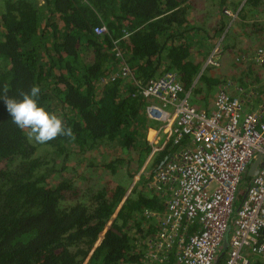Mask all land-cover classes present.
Instances as JSON below:
<instances>
[{
	"label": "trees",
	"instance_id": "trees-1",
	"mask_svg": "<svg viewBox=\"0 0 264 264\" xmlns=\"http://www.w3.org/2000/svg\"><path fill=\"white\" fill-rule=\"evenodd\" d=\"M98 25L107 31L95 34ZM220 34L218 72H199ZM260 47L264 0H0V93L38 85L40 103L72 130L36 143L0 103V264H144L168 188L141 174L126 193L154 124L138 84L174 72L198 107L221 82L258 107L264 68L250 52ZM230 58L236 70L223 76ZM167 154L154 153L149 177Z\"/></svg>",
	"mask_w": 264,
	"mask_h": 264
},
{
	"label": "built area",
	"instance_id": "built-area-1",
	"mask_svg": "<svg viewBox=\"0 0 264 264\" xmlns=\"http://www.w3.org/2000/svg\"><path fill=\"white\" fill-rule=\"evenodd\" d=\"M93 31L101 34L107 28L98 25ZM222 38L220 34L201 59L199 72L221 65ZM250 57L263 65L264 48H255ZM127 72L128 67H123L121 74ZM137 88L148 100L144 114L154 124L145 136L149 153L126 193L141 174L149 186L159 191L168 188L164 227L147 241L144 264H264V112L246 110L238 97L223 88L210 107H198L189 101L174 72ZM166 145L168 154L149 177V160ZM258 153L262 162L245 182ZM240 184L244 193L234 208ZM192 226L195 230L187 233Z\"/></svg>",
	"mask_w": 264,
	"mask_h": 264
},
{
	"label": "clouds",
	"instance_id": "clouds-1",
	"mask_svg": "<svg viewBox=\"0 0 264 264\" xmlns=\"http://www.w3.org/2000/svg\"><path fill=\"white\" fill-rule=\"evenodd\" d=\"M40 94V87L34 84L19 96L0 93V103L11 122L18 129L27 130L36 143L43 144L57 136H71L72 130L62 117L40 103Z\"/></svg>",
	"mask_w": 264,
	"mask_h": 264
},
{
	"label": "rangeland",
	"instance_id": "rangeland-1",
	"mask_svg": "<svg viewBox=\"0 0 264 264\" xmlns=\"http://www.w3.org/2000/svg\"><path fill=\"white\" fill-rule=\"evenodd\" d=\"M255 45H258V44H255ZM251 48V47H250ZM253 50V49H252ZM194 52H196V51H194ZM193 56L194 57H196V54H193ZM222 69H224V71H225V73H224V75L223 76H225V74L227 75V74H229V73H231V72H234L235 70H236V67H235V65L233 64V62H232V59L230 58L229 59V61H228V63H227V65L225 66V67H223ZM210 76H214V75H216V73L218 72V69L216 68V69H213V68H210ZM234 75V74H233ZM226 82H228V80H226ZM237 85V84H236ZM235 85V86H236ZM221 86H222V82L219 84V86H218V90L221 88ZM228 89H229V91H231V89L232 90H234V86L233 85H231L230 87L229 86H227L226 85V88H225V91L227 92V93H229V94H231L229 91H228ZM217 90V91H218ZM216 91V92H217ZM216 92H214V93H212V97L215 95V93ZM232 92V91H231ZM211 97V98H212ZM206 107V106H205Z\"/></svg>",
	"mask_w": 264,
	"mask_h": 264
},
{
	"label": "crops",
	"instance_id": "crops-1",
	"mask_svg": "<svg viewBox=\"0 0 264 264\" xmlns=\"http://www.w3.org/2000/svg\"><path fill=\"white\" fill-rule=\"evenodd\" d=\"M262 66V65H261ZM263 68H264V66H262ZM214 97V96H213ZM213 97H212V99H213ZM250 98H254V96H250ZM241 100V99H240ZM241 102H242V100H241ZM212 103V102H211ZM252 104V103H251ZM211 105V104H210ZM244 105V104H243ZM244 108L246 109V110H260V111H263L264 112V102L263 103H261L260 105H258V107H255V105H253V106H251V107H249L248 106V104H246V106L244 105ZM255 108V109H254ZM250 166V165H249ZM250 179H246V181L245 182H248ZM243 186H244V184H240L239 185V189H238V192H237V194H240V195H242L243 193H244V189H243ZM224 248H226V245L224 246Z\"/></svg>",
	"mask_w": 264,
	"mask_h": 264
},
{
	"label": "water",
	"instance_id": "water-1",
	"mask_svg": "<svg viewBox=\"0 0 264 264\" xmlns=\"http://www.w3.org/2000/svg\"><path fill=\"white\" fill-rule=\"evenodd\" d=\"M263 159L262 154L258 153L256 158L253 160V162L250 164L249 168H248V174L250 176L256 174L257 170H258V166L261 164Z\"/></svg>",
	"mask_w": 264,
	"mask_h": 264
},
{
	"label": "bare ground",
	"instance_id": "bare-ground-1",
	"mask_svg": "<svg viewBox=\"0 0 264 264\" xmlns=\"http://www.w3.org/2000/svg\"><path fill=\"white\" fill-rule=\"evenodd\" d=\"M262 66H264V64H263ZM223 90H224L225 93H227V92L225 91V88H223ZM215 94H216V93H215Z\"/></svg>",
	"mask_w": 264,
	"mask_h": 264
}]
</instances>
